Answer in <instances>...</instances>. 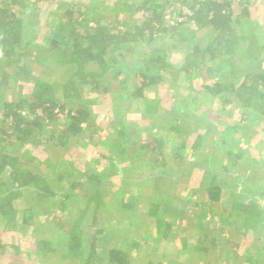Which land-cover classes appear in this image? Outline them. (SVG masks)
Masks as SVG:
<instances>
[{
	"label": "trees",
	"instance_id": "16d2710c",
	"mask_svg": "<svg viewBox=\"0 0 264 264\" xmlns=\"http://www.w3.org/2000/svg\"><path fill=\"white\" fill-rule=\"evenodd\" d=\"M43 1H55L59 4L62 0H0V93L6 86L16 81L18 75L28 76L26 79L30 80L36 73L40 74L41 70H33V61L23 55L28 49L22 42L28 21L25 17L26 7L32 3L31 5H35V11H37L40 9L37 3ZM99 1L92 0L91 5L83 4V6L71 0L67 5L61 3L60 6H64L62 12L57 14L56 22L54 21L51 25L46 42L48 46L45 50L43 49L44 55H54L64 68L67 66L74 69L72 75L61 87L62 99L55 97L53 83L45 80L36 81L34 88L27 95H18L15 100H5L0 96L1 256L10 249L19 253V245L10 242L5 235L16 233L17 224L26 226L30 230V227H37L36 230L45 228L38 223L30 207L24 209L15 207L14 200L20 196L21 189L29 186L34 187L36 198L58 197L56 202L59 204V209L51 208L50 213L53 225L63 234L57 235L58 240L63 238L62 244L58 247H51V241L40 236L32 240L28 239L31 245L30 254L27 253L30 264L43 262V258L50 254L57 255L60 264H131V250L140 252V247L143 246L136 236H131L129 231L122 228H120L121 232L116 231L115 227L121 225L120 219L113 222L116 224L113 227L102 225L105 222L103 212H108L106 211L107 203L114 202V208L125 212L130 220L136 219L131 222L139 220L136 208L141 197L136 192V183L130 184L132 181H129L130 177L126 174L127 168L122 165V162L128 163L125 156H129L131 160L138 162L139 166L148 165L151 168L157 162H161L162 169H166L164 168L167 166L166 159L157 161L159 154L163 152L162 146L165 142L163 137L155 136L152 140L139 138L128 141L130 132L127 131L130 127L125 124L117 131L120 137L119 143H112L107 137L102 140L91 132L89 138L94 139V143L90 146L100 152V158L83 168L74 169L73 163L71 165L73 170L77 169V173L85 177L84 182L89 187V193L81 189L75 193L74 190L79 187V182L74 177L69 187L66 190L63 189L64 192L57 196L56 189L48 179L43 178L41 172L20 162L21 154L27 150L24 149L18 154L21 146L24 148L25 145L38 142L44 129L42 121L44 119L50 121L58 114L64 115V121L50 129L49 139L52 144L49 146H52V149L59 146L67 151L82 146L77 145L83 141L82 133L89 130L94 123L99 122L101 113L93 115V108L90 105L96 104L97 100L84 98L83 93L86 91L98 94L109 92L111 88L109 79L117 75V71L109 73L113 69V60L122 56V51L131 44L152 41L159 36L169 34L177 37L180 42L186 43L187 55L180 64H177L169 61L167 53H162L159 48L147 51L145 61H138L139 64L134 70V67L126 69L129 74L136 70L138 84L131 90H126L124 94L116 98V101L113 100L114 107L117 106L115 114H121L120 109L123 104L132 98L142 110L148 109L155 112L160 99L145 95L144 89L160 81L168 82L165 73L170 72L171 78L183 80L187 89L194 95L199 90H204L205 94L211 98L217 96L221 97L225 103H235L242 116L241 121L248 122L250 117L264 123V65L262 64L264 62V26L256 25V21L251 17L250 0H174L179 5L178 16H182L183 19L177 18L173 21L166 19L168 0L165 2L138 0L133 4L138 17L130 24L115 17L108 18L105 13L97 9L96 2ZM236 1L237 12L233 8V3ZM119 5L130 4L124 1ZM202 30H208L209 39L207 43L200 45L196 41V34ZM240 43H245V53L249 60L256 62L258 59L257 63L250 64L249 70L241 79L235 81L232 77H228L224 80L197 82V75L202 71V65L206 63L209 65L218 57L226 58L232 55ZM110 58L113 59L110 60ZM210 71L211 66H206L201 76L206 77ZM77 82H80V85ZM122 90L119 88L116 91ZM69 100L74 101L76 106L65 110ZM97 103L99 109H104V105ZM183 110L175 111L173 118L166 122V126L175 136L172 138V143H167L163 148L169 150V160L178 159L189 163L187 166L192 168L193 172L201 167L203 171L204 168L208 179L205 186L206 194L213 202L218 199L223 187L222 177L228 172V175L232 177L230 179L233 181V186L235 188L242 186L236 191L226 216L218 215L222 216V220L226 223H232L234 228H241L242 237L246 242L249 240L246 238L247 232L251 229L258 233L263 232L262 236H264V208L259 205L257 194L249 185L250 181L245 185V181H241L242 175L238 171L231 170L239 163H242L244 168H249L247 164L256 161L255 158L261 154H245L234 146L235 126L213 131L200 125L199 120L194 116L193 109ZM122 115V119H125L124 114ZM191 116L192 119H190ZM192 122L195 126H191L188 133L180 139L178 134L186 132V127ZM212 146H216V149L221 151L223 160H214ZM26 156V161L32 160V154H26ZM213 164L219 169L211 170L209 167ZM61 168L60 161H55L51 164L49 174L56 180L62 181L64 173ZM252 173L248 175L245 173V175L255 181L261 178L262 174ZM156 176L151 175L153 178ZM111 180L116 182L115 189L111 192L103 190L102 188L107 183H111ZM261 194H264V191ZM72 199L74 203L78 201L81 204L77 206L75 210L77 215L70 223L63 220L62 215L72 204ZM147 209L148 214L158 223V240L169 239L172 223L160 214L158 203L148 204ZM83 223L85 224L82 225ZM85 225H87L86 229L83 228ZM197 226L199 231L196 237L199 241L202 240L200 244L197 243L198 249L207 250L209 245L218 244L220 240L213 232L216 228L210 227L209 222L204 220L198 222ZM180 239V242L177 240V245L185 247L187 240ZM226 244L228 248L225 250V255L228 251L229 254L231 252L234 254V249L239 246V243L234 240L227 241ZM255 253L256 257L258 255L261 257L258 256L252 262L258 264L260 259H264V240L256 247ZM15 260L0 264H16ZM143 264H158V262L145 260Z\"/></svg>",
	"mask_w": 264,
	"mask_h": 264
},
{
	"label": "rangeland",
	"instance_id": "374dc122",
	"mask_svg": "<svg viewBox=\"0 0 264 264\" xmlns=\"http://www.w3.org/2000/svg\"><path fill=\"white\" fill-rule=\"evenodd\" d=\"M71 1L77 2L81 6L83 4L91 5L92 2V0ZM124 1L130 5L120 6L119 4ZM137 1L100 0L96 2V6L108 18L112 19L115 17L120 21H125L130 24L138 17V13H135L133 6ZM168 1L166 19L169 21L177 18L178 20H182V16H178L179 5L174 0ZM61 3L62 5H67L69 0H62L59 4L55 1L39 2L37 6L39 5L38 7L40 9L37 11H35L36 6L31 5L32 3L26 7L27 14L25 17L28 21L23 32L22 43L24 45L26 44L28 51L23 53V55L33 61V70L41 71H39L40 74L36 73L33 75V78L30 80L26 79L28 76L18 75L16 77L17 80L10 83L8 87L6 86L0 93L3 99L15 100L18 95H27L34 88L35 82L39 80L52 82L55 97L62 99L61 87H63L66 79L72 75L74 69L68 68L67 66L64 68L54 58V55L50 54L49 56H45L43 53V49L45 50L48 46L46 42L48 41L51 25L54 24L55 19L58 18L57 14L62 12L64 7L60 6ZM236 6L237 1L233 3V8L237 12ZM250 12L251 17L256 21V25L264 26V0H250ZM196 37L198 44L203 45L207 43L209 39L208 30L198 31ZM185 46L186 43L180 42L177 37L165 34L152 41L146 40L126 47L122 51L123 55L113 60V69L109 73L112 74V72L117 71V75L109 79L111 83L109 92L106 94H98L90 91L83 93L84 98L97 100V102L104 105V109H99L97 102L94 105L91 102L92 104L90 106L93 108V115L101 112L100 118L99 122L94 123L89 130H85L82 133L83 141L77 143V145L81 144L82 146L70 151H67V149L63 150L59 146L55 147V149L49 146L52 144L51 139H49L50 129H53L64 121V115L58 114V116L50 121L46 119L42 121L44 129L39 136L38 142L32 145H25L24 148H21L22 146L20 147L18 154L22 153L24 149L27 150V152L22 153L24 155L21 154L20 162L29 165L35 171L41 172L43 178L48 179L50 184L56 189L57 196L61 195L69 187L74 177L79 182V187L74 190L75 193L79 192V189L85 193H89V187L84 182L85 177L77 173V169L73 170L71 165L73 163L74 169L77 167L83 168L100 158V152L98 150L95 151L90 146L91 143H94V139L91 140L89 138L91 132L102 140L107 137L111 139L112 143H119L120 137L117 131L125 124L130 127L127 131L130 132L128 141H134L139 138L152 140L155 136L163 137V140H165L164 146H162L163 152L159 154L160 157L158 156L157 161H161L159 159H166L167 166L164 167L166 169H162V166H160L161 162H157L153 166L151 165V168L148 165H143L144 167L139 166V163L131 160L129 156H125L128 163L125 161L122 162V165L127 168L126 174L130 177L129 181H132L130 184L136 183V192L141 197L136 208L139 214V220L131 222L136 219L132 218L130 220L127 218L125 212H120L118 211L119 208L113 207L114 202H110L107 203L108 209L106 211L108 212H103L105 213V222L102 225L113 227V225H116L113 222L120 219L121 225L115 227L117 228L116 231H120V228H122L129 231L131 236L137 237V240H139L143 247H140V252L131 250V264H143L145 260H152L153 262H158V264H257L252 261L257 259L258 256L261 257L260 255L256 257L255 249L264 240V236H262L263 232L258 233L255 230H249L246 236L249 240L246 242L245 238L242 237L241 228H234L232 223H226L222 220V216L218 215L226 216L236 191L242 185L235 188L233 181L230 179L232 177L228 175V172L224 175L221 174L223 175V187L218 199L213 202L206 194L205 186L207 185L208 179L206 178L207 175H205L204 168L203 171H201V167V169L193 172V169L187 166L189 163L182 162V160L179 161L178 159L169 160L170 152L168 149L163 148L166 147L167 143H172V138H175L174 133L166 126V122L172 119L176 114L175 111L178 110L188 109L190 111V109H193L195 111L194 116L199 120L200 125L202 127H208L213 131H221L225 127L235 126L236 128L233 134L235 139L234 146L242 150L245 154L257 155L260 153L261 155L255 158L256 161L247 164L249 168H244V165L242 166V163H239L233 166L231 170L233 172L238 171L242 175L241 181H245V185L250 181L249 185L256 192L259 205L261 208H264V194H261L264 191V123L256 119L253 120L250 117L248 122L246 121L247 123L241 121L242 116L238 112L235 103H225L221 97L217 96L211 98V96L205 94L204 90H199L194 95V93L187 89L183 80L171 78L170 72L165 73L167 76L165 78L169 80L168 82L160 81L144 89L145 95L160 99L155 112L149 111L148 109L142 110L132 98L123 104L120 109L121 114H115V107L117 106L114 107L113 100L116 101V98L124 94L126 90H131L138 84L136 70L129 74L128 71L126 72L127 68L134 67V70L139 64L138 61L146 60V53L152 48H159L162 53H167L166 55L169 61L180 64L187 55V48ZM244 46L245 43H240L232 55L226 58L218 57L211 64L208 65L206 63L202 65V71L206 66H211V71L208 72L206 77L201 76L202 71L199 72L197 82L200 83L201 80H224L228 77H232L235 81L241 79L249 70L250 64L258 62V59L254 62V60L247 58ZM112 59L110 58V60ZM262 64L264 65V62ZM201 77L203 79L207 78V80H203ZM77 83L80 85V82ZM119 88L124 90L117 92ZM199 89L201 88L199 87ZM71 106H76L75 102L72 100L67 101L65 110ZM23 112L26 113V110L23 109ZM122 114H124L125 119H122ZM190 119H192V116ZM192 124L186 127V132L178 134L180 139L188 133L191 126H195V123L192 122ZM186 142L188 141L186 140ZM249 142L250 144H247ZM155 144L158 145V143ZM216 148V146H212L214 160H223V154ZM26 154H32V160L26 161ZM155 157H157V154H155ZM58 160L62 164L61 170L64 173L62 181L56 180L49 174L51 164ZM209 168L211 170L219 169L214 164ZM252 172L262 174L261 178L255 181L251 177H248V173L253 174ZM152 174L157 176L153 178L151 177ZM111 181V183L106 184L108 185L107 187L105 185L102 189L108 192L115 189L114 183L116 182L114 180ZM35 194L36 191L32 186L22 188L20 196L14 200L15 207L18 209L30 207L36 215L38 223L45 226V228L36 230L37 227H30V230L26 226L17 224L16 233H7L5 235L10 242L19 245V253L17 254L13 251L14 249H10L4 255H0V263H6L16 259V264H30L28 260V254L31 251L29 240L38 236L51 241V247H58V245L62 244L63 238L58 240L57 235L63 234H61L60 229L53 225L50 213L51 208L59 209V204L56 202L58 197L53 199L51 197L40 199L36 198ZM73 201L72 199V204L74 203ZM152 202L158 203L160 206L159 212L161 211L160 214L164 215L172 223L169 239L158 240L157 238L159 236L158 223L147 212V206ZM79 204L81 202L76 201L72 207L68 206L65 212H63L62 219L72 223L77 215L75 210H77ZM203 220L209 222L210 227L216 228L213 232L216 238L220 240L218 244L209 245L207 250L198 249V244L202 240L199 241V238L196 237L199 231L197 224ZM83 228L86 229L87 225ZM180 238L187 240L185 247L179 246V244L177 245V240L179 241ZM233 240L239 243V246L234 249V254L233 252L229 254L228 251L227 255H225V250L228 248L227 241ZM204 244H207V242H204ZM38 264H60V260L57 255L50 254V256L43 258V262H38ZM258 264H264V259H260Z\"/></svg>",
	"mask_w": 264,
	"mask_h": 264
}]
</instances>
